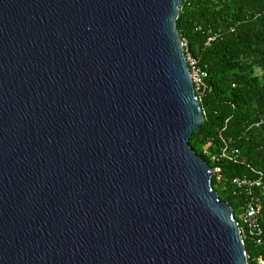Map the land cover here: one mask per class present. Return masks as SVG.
Here are the masks:
<instances>
[{
    "label": "water",
    "instance_id": "95a60500",
    "mask_svg": "<svg viewBox=\"0 0 264 264\" xmlns=\"http://www.w3.org/2000/svg\"><path fill=\"white\" fill-rule=\"evenodd\" d=\"M184 0H0V264H249L190 145Z\"/></svg>",
    "mask_w": 264,
    "mask_h": 264
},
{
    "label": "trees",
    "instance_id": "16d2710c",
    "mask_svg": "<svg viewBox=\"0 0 264 264\" xmlns=\"http://www.w3.org/2000/svg\"><path fill=\"white\" fill-rule=\"evenodd\" d=\"M178 30L188 52L209 71V91L199 99L206 123L190 145L212 168L205 150L217 154L227 142L240 151L244 163L220 160L223 180L213 177L212 187L241 225L245 195L233 180L264 174V124L256 126L264 117V0H184ZM260 221L264 228V208ZM244 240L249 264H259L264 244Z\"/></svg>",
    "mask_w": 264,
    "mask_h": 264
},
{
    "label": "built area",
    "instance_id": "2783aa9c",
    "mask_svg": "<svg viewBox=\"0 0 264 264\" xmlns=\"http://www.w3.org/2000/svg\"><path fill=\"white\" fill-rule=\"evenodd\" d=\"M214 39V37L209 38L206 45L212 43ZM183 42L194 89L196 95L200 99L209 91L208 67L202 65L191 53H189L187 43L184 40ZM261 124H264V117L257 122L256 126H260ZM204 153L215 164L213 170L217 169V171L213 172V177H216L219 182L223 180L222 168L217 165L220 160L227 159L235 164L244 163L240 156V151L238 149H229L227 142L217 154H212L209 150H205ZM257 174L258 176L256 178H235L233 180V185L238 191L241 190L239 194L245 195L246 202L243 206L244 212L240 216V229L242 235L244 239H252L257 244L262 245L264 244V228L261 224L260 216L264 208V174L261 172ZM258 261L259 264H264V260L261 257H259Z\"/></svg>",
    "mask_w": 264,
    "mask_h": 264
},
{
    "label": "rangeland",
    "instance_id": "374dc122",
    "mask_svg": "<svg viewBox=\"0 0 264 264\" xmlns=\"http://www.w3.org/2000/svg\"><path fill=\"white\" fill-rule=\"evenodd\" d=\"M239 216V215H238Z\"/></svg>",
    "mask_w": 264,
    "mask_h": 264
}]
</instances>
